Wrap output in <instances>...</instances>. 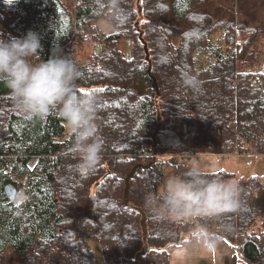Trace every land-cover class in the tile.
Listing matches in <instances>:
<instances>
[{
  "label": "trees",
  "instance_id": "16d2710c",
  "mask_svg": "<svg viewBox=\"0 0 264 264\" xmlns=\"http://www.w3.org/2000/svg\"><path fill=\"white\" fill-rule=\"evenodd\" d=\"M123 6L128 20L113 30L93 0H0V37L31 30L40 36L41 60L74 59L80 91L98 97L104 142L99 165L80 175L64 121L55 111L43 120L23 117L0 82V264H96L91 242L100 245L104 264H169L167 248L188 238L193 224L158 225L144 208L165 163L264 157V25H250L249 13L243 20L238 0ZM81 44L90 51L79 63ZM158 113L162 126L153 139ZM134 168L125 202L124 181ZM212 174L240 187V208L208 228L237 259L264 264V208L255 206L263 185L254 175ZM17 180L26 181L28 195L19 206L5 194Z\"/></svg>",
  "mask_w": 264,
  "mask_h": 264
},
{
  "label": "clouds",
  "instance_id": "9594fccd",
  "mask_svg": "<svg viewBox=\"0 0 264 264\" xmlns=\"http://www.w3.org/2000/svg\"><path fill=\"white\" fill-rule=\"evenodd\" d=\"M93 3L99 12L107 13L105 27L114 30L127 22L130 14L123 0ZM41 47L40 36L31 30L21 38L0 37V82L9 89L14 110L28 120L57 113L72 137L67 152L76 159L74 169L86 176L99 165L104 146L97 124L98 97L80 91L76 83L79 71L72 57L54 54L41 60ZM240 192L236 183L203 171L197 162L182 173L170 174L158 191L147 192L144 208L158 225L193 224L189 250H212L219 239L208 222L235 213L240 208ZM17 199L23 201L26 194L18 192ZM224 230L230 231L231 226L225 225Z\"/></svg>",
  "mask_w": 264,
  "mask_h": 264
},
{
  "label": "rangeland",
  "instance_id": "374dc122",
  "mask_svg": "<svg viewBox=\"0 0 264 264\" xmlns=\"http://www.w3.org/2000/svg\"><path fill=\"white\" fill-rule=\"evenodd\" d=\"M221 2V0H214ZM237 1V0H236ZM239 1V11L243 20L247 19L249 13V24L250 25H264V4L263 0H238ZM227 5V1L223 2ZM237 11V8H236ZM107 33L108 30L104 29ZM241 40L237 37V43L241 44ZM120 49L125 55H128L129 48L127 47L126 41L120 40L119 43ZM89 47H86L84 44L78 45L76 47V57L79 63L84 60L86 55L89 53ZM239 65H237L238 67ZM193 160H178L175 163L167 162L164 166V176L163 180L159 186V189L162 187L164 181L170 174H179L185 171L188 167L193 165ZM203 171L212 173V172H232L236 173L238 176H249L254 175L258 177L260 183L264 188V157H244L239 155L228 156L224 158H216L215 156L206 155L202 159V163L199 164ZM17 189H24L23 187L24 180H17ZM26 186V184H25ZM260 199L263 201L260 202L264 206V193H260ZM215 230V229H214ZM188 238H185L184 241L179 242L178 244L171 245L167 248V254L169 258V264H213L212 262V252L209 249L192 248L189 250L187 244ZM91 248L96 257V264H104V259L101 252V247L99 244L91 242ZM236 261V257H235ZM236 264H246L245 261L240 258L237 259Z\"/></svg>",
  "mask_w": 264,
  "mask_h": 264
},
{
  "label": "water",
  "instance_id": "95a60500",
  "mask_svg": "<svg viewBox=\"0 0 264 264\" xmlns=\"http://www.w3.org/2000/svg\"><path fill=\"white\" fill-rule=\"evenodd\" d=\"M138 87H135V89H137ZM145 89L142 87L141 88V91L143 92ZM155 90H156V95L158 96L159 93H158V90L157 88L155 87ZM161 126H162V123H161V117H160V114L158 113L157 114V126L152 134V138L155 139L159 133V131L161 130ZM150 165H148L147 167H149ZM135 168L130 172V174L125 178V187H124V195H123V200L125 202H127L128 200V196H129V190H130V185H129V182H130V179L133 177L134 173H135ZM18 192V189L15 185L13 184H8L6 187H5V194H6V197L11 201V202H14L15 200V197H16V194ZM258 196L259 194H257V199H256V202H255V206H262L259 202V199H258ZM264 207V206H262ZM140 225H141V229H142V235L143 237L145 238L147 236V225H146V218L145 216L142 214V219L140 221ZM213 233H215L217 236H220V234L218 232H216V230H213L212 231ZM147 252V249L146 248H143V250L136 255L135 257V260L138 261L142 256H144Z\"/></svg>",
  "mask_w": 264,
  "mask_h": 264
},
{
  "label": "crops",
  "instance_id": "0c3cea01",
  "mask_svg": "<svg viewBox=\"0 0 264 264\" xmlns=\"http://www.w3.org/2000/svg\"><path fill=\"white\" fill-rule=\"evenodd\" d=\"M260 193L258 196L259 202L262 201V199H260ZM211 252H212L213 264H236L237 263V257H236L234 249L228 246L223 241H219V244L217 245V247L215 249H212ZM235 257H236V261H235Z\"/></svg>",
  "mask_w": 264,
  "mask_h": 264
},
{
  "label": "built area",
  "instance_id": "2783aa9c",
  "mask_svg": "<svg viewBox=\"0 0 264 264\" xmlns=\"http://www.w3.org/2000/svg\"><path fill=\"white\" fill-rule=\"evenodd\" d=\"M143 150H140V154H142L143 152H142ZM144 157L142 158V161H144ZM25 184H26V181L24 180L23 181V187L24 188H26V186H25ZM18 192H22V193H25L26 194V199H24L23 201H21V200H19V199H17V194H16V197H15V200H14V205L15 206H19V205H23L24 203H26V201L28 200V195H27V193L24 191V189L22 188V189H18ZM17 192V193H18Z\"/></svg>",
  "mask_w": 264,
  "mask_h": 264
},
{
  "label": "bare ground",
  "instance_id": "6f19581e",
  "mask_svg": "<svg viewBox=\"0 0 264 264\" xmlns=\"http://www.w3.org/2000/svg\"><path fill=\"white\" fill-rule=\"evenodd\" d=\"M261 193L263 194L264 192H263V191H261Z\"/></svg>",
  "mask_w": 264,
  "mask_h": 264
},
{
  "label": "snow or ice",
  "instance_id": "6c2138e0",
  "mask_svg": "<svg viewBox=\"0 0 264 264\" xmlns=\"http://www.w3.org/2000/svg\"><path fill=\"white\" fill-rule=\"evenodd\" d=\"M9 2H11V0H9Z\"/></svg>",
  "mask_w": 264,
  "mask_h": 264
},
{
  "label": "flooded vegetation",
  "instance_id": "af4514ba",
  "mask_svg": "<svg viewBox=\"0 0 264 264\" xmlns=\"http://www.w3.org/2000/svg\"><path fill=\"white\" fill-rule=\"evenodd\" d=\"M262 201H263V199H262Z\"/></svg>",
  "mask_w": 264,
  "mask_h": 264
}]
</instances>
